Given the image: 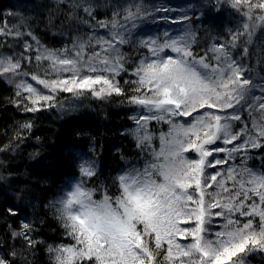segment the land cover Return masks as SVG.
I'll list each match as a JSON object with an SVG mask.
<instances>
[{"label": "snow or ice", "instance_id": "1", "mask_svg": "<svg viewBox=\"0 0 264 264\" xmlns=\"http://www.w3.org/2000/svg\"><path fill=\"white\" fill-rule=\"evenodd\" d=\"M57 3L67 5L69 19L92 29L86 39L77 36L71 47L50 49L21 30L23 20L0 27V37L23 43L19 53H0V78L14 84L21 98L15 103L24 111L55 107L61 92L101 100L124 95L118 78L129 72V58L122 47L136 35L146 53L131 69L135 79L124 81L134 85L127 101L137 114L130 117L135 127L128 134L137 159L94 182L96 161L80 158L79 175L51 205L69 243L47 245L49 264H248L249 255L264 253V164L248 163L252 150H264V86L256 95L250 69L232 54L242 47L246 56L252 37L264 31V0H215L214 11L232 10L234 26L226 30L227 39L211 37L202 53L193 50L190 27L142 33L155 21L143 0L116 6L107 20L96 18L89 0ZM190 20L185 12L172 23ZM25 36L35 41L37 67L47 62L43 76L24 69L33 60L25 55L33 50ZM0 47L12 48L4 42ZM29 76L42 87L27 82ZM153 122L167 130L154 129ZM35 230L22 220L11 237L35 248L42 243L33 238ZM17 255L15 248H0V264H16Z\"/></svg>", "mask_w": 264, "mask_h": 264}, {"label": "trees", "instance_id": "2", "mask_svg": "<svg viewBox=\"0 0 264 264\" xmlns=\"http://www.w3.org/2000/svg\"><path fill=\"white\" fill-rule=\"evenodd\" d=\"M179 1L187 5L194 19L195 52L202 53L213 42L211 37L223 36L227 39L226 30L234 25L231 9L224 6L219 12L214 11L215 0ZM89 2L96 6V18L107 20L111 19L113 9L127 0ZM155 2L143 0V4L153 12L155 21L150 19L143 26L142 33L156 34L160 27L167 25L176 32L186 28L185 21L183 24L166 22L159 26L158 21L164 17L156 11L159 5ZM192 7L196 9L194 12ZM68 12L67 5L58 4L57 0H0V27L5 24L10 28L19 26L23 20L22 31H31L47 48L62 49L71 47L77 36L86 39L92 31L88 26L69 19ZM97 33L106 35V30L98 29ZM260 36H264V31L260 30L256 35L257 45H247L249 51L246 56L242 54V47L232 53L250 69L251 78L259 79L264 77V43L258 40ZM24 39L33 45V50L25 54L33 57V60L31 63L25 62L24 69L43 76L47 62L38 68L34 60L35 41L29 36ZM0 42L12 46L11 50L0 47V53L23 51V43H18L12 37H0ZM137 45L138 36L133 35L131 43L121 49L129 58L126 65L129 72L118 78L124 89L121 96L112 95L101 100L90 94L77 98L61 92L56 95L55 107L26 112L23 105L18 107L15 103L21 99L15 95V86L0 78V149H3L0 150V248L3 253L15 248L18 253L16 264H49L47 245L69 243L51 205L61 195L66 182L79 175L77 151L88 152L91 159L96 161L99 179L93 178L94 182L108 180L123 168L126 161L137 159L135 141L128 134L134 127L130 119L134 106L128 103L127 97L134 94L131 91L134 85L124 83L125 80L135 79L131 69L146 53V49ZM26 123L32 125L31 129L21 127ZM161 128L167 130L166 125H161ZM156 143L158 146V141ZM256 154L263 158L264 164V150H252V167L261 165ZM9 208L16 209L19 215H10L7 211ZM22 220L35 225L33 238L42 241L35 248H26L23 240H13L11 237V232L20 228ZM247 261L248 264H264V253H252Z\"/></svg>", "mask_w": 264, "mask_h": 264}, {"label": "rangeland", "instance_id": "3", "mask_svg": "<svg viewBox=\"0 0 264 264\" xmlns=\"http://www.w3.org/2000/svg\"><path fill=\"white\" fill-rule=\"evenodd\" d=\"M155 3H157L158 5H159V8H161V9H164V8H167V9H171L170 11H158L159 12V14H160V16H162V17H164V19L163 20H161V21H164V20H173V18H176L177 20L179 19V17L180 16H182L185 12L191 17V12H190V10H189V8L187 7V5L184 3V2H181V1H179V0H162V1H160V0H156V2ZM196 9H194L193 7H192V12H194ZM165 18H167V19H165ZM161 21H158V22H161ZM179 23V22H178ZM180 23H182V22H180ZM183 24V23H182ZM184 24H186L184 27H190L192 30H193V32H194V30H195V23H194V19L193 18H191V20L190 21H186ZM171 28H173V27H171ZM170 32H172V33H174V28H173V30H169ZM258 33H260V30H258L257 32H256V34L252 37V41H251V43H249V45H257V42H256V35L258 34ZM258 40L260 41V43H264V36H260L259 38H258ZM24 79H26L27 80V82H29V83H32L33 84V86H36V87H42V86H38V85H36V82L35 81H32L31 80V78H28V77H25ZM253 79V81L254 82H256L257 83V85H258V87L256 88V90H255V94L256 95H261V93H260V91H259V87L260 86H264V85H262L261 84V79H259V78H252ZM14 85V84H13ZM137 114V110L135 109V106H134V111H133V116L134 115H136ZM134 127H135V125H134ZM153 128L154 129H157V128H161V125H155V123L153 122ZM76 157H77V155H76ZM78 157H79V159L81 158V157H83V158H85V159H88V158H91L88 154H87V152L86 153H84L83 151H79L78 152ZM77 157V158H78ZM255 157H259L260 158V164L262 165V163H263V158L260 156V155H258V154H256L255 155ZM79 161V160H78ZM127 162H134V161H126L125 163H124V166L123 167H125V165H126V163ZM250 160L248 161V163H249V165H250ZM260 165V166H261ZM251 166V165H250ZM254 168H259V167H254Z\"/></svg>", "mask_w": 264, "mask_h": 264}]
</instances>
